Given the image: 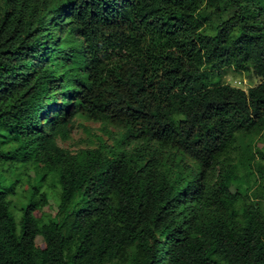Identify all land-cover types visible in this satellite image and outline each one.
Instances as JSON below:
<instances>
[{
	"label": "trees",
	"instance_id": "obj_1",
	"mask_svg": "<svg viewBox=\"0 0 264 264\" xmlns=\"http://www.w3.org/2000/svg\"><path fill=\"white\" fill-rule=\"evenodd\" d=\"M76 115L121 134L71 152ZM255 136L264 0H0V264H264Z\"/></svg>",
	"mask_w": 264,
	"mask_h": 264
},
{
	"label": "rangeland",
	"instance_id": "obj_2",
	"mask_svg": "<svg viewBox=\"0 0 264 264\" xmlns=\"http://www.w3.org/2000/svg\"><path fill=\"white\" fill-rule=\"evenodd\" d=\"M223 1L225 2L226 0ZM225 5V3L222 4L221 7L223 10L220 14L213 15V20L215 23L222 22L233 15L232 9L226 7ZM221 80L222 83L235 85L244 90H247L251 86L257 85L260 82V79L251 72L237 73L232 70L227 71ZM53 116L54 109L50 111L45 117L43 121V123H45L44 125L49 126L50 124H48L47 121ZM120 134L121 130L112 125L92 121L86 119L83 116L76 115L68 125L67 135L65 137L57 136L56 140L59 146L66 148L71 152H75L81 148H91L98 146L99 139L103 140L107 144H112L115 142V138L119 137ZM246 143L250 145L249 148H251V150L257 151L259 149L264 153V140L261 138V136L248 137V139H246ZM241 176L243 178L242 188L247 189V192L251 195L254 192L258 193L257 191L259 190L260 185H263L264 187V180L262 183H260V176L256 171L255 163L250 164V167L246 168V170H243L241 172ZM45 210L48 211V208L46 207Z\"/></svg>",
	"mask_w": 264,
	"mask_h": 264
}]
</instances>
